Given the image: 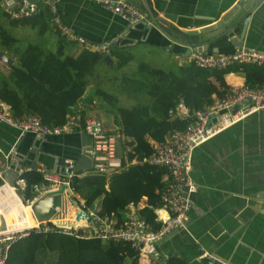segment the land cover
<instances>
[{
  "label": "trees",
  "instance_id": "trees-1",
  "mask_svg": "<svg viewBox=\"0 0 264 264\" xmlns=\"http://www.w3.org/2000/svg\"><path fill=\"white\" fill-rule=\"evenodd\" d=\"M4 19V20H2ZM30 26L45 35L50 29L56 36L55 47L46 50L38 44L23 43L6 25ZM134 46H108L93 50L85 43L69 40L51 22L47 3L38 2V12L21 19L11 18L0 5V49L13 60L8 72L0 70V102L9 114L20 120L25 114L40 117L44 124L65 122L69 106L80 101H96L93 115L104 128L114 127L120 134L119 155L123 168L106 174L76 170L69 188L82 208L112 220L122 227L128 204L145 205L139 214L153 229L160 227L155 209L164 203L161 193L169 176L166 167L135 161L153 152L154 142H164L174 130H182L193 120L179 119L170 111L179 103L192 114L211 106L228 88L226 76L239 71L243 81L256 86L264 80V65L233 63L223 68H202L188 60L168 69L145 60L132 65L137 57ZM109 55L113 63L108 64ZM217 84L218 86H215ZM91 87V95L86 90ZM125 97L131 102L128 104ZM26 187L24 200L37 197L34 186L47 188L39 170L22 172ZM5 264H142L139 249L123 240L76 238L63 232L30 231L15 239Z\"/></svg>",
  "mask_w": 264,
  "mask_h": 264
},
{
  "label": "crops",
  "instance_id": "crops-1",
  "mask_svg": "<svg viewBox=\"0 0 264 264\" xmlns=\"http://www.w3.org/2000/svg\"><path fill=\"white\" fill-rule=\"evenodd\" d=\"M127 1L145 11L147 20L129 24L92 0H55V6L61 23L72 34L84 39L86 46L109 45L116 39H123L131 42L128 46H134L133 49L145 50L146 55L149 51L158 53L169 66L165 69L188 59L184 53L166 48V35L155 27L153 20L172 38L194 48L205 46L207 53H233L240 49L234 41L243 42L241 48L264 51V0ZM0 5L5 9L1 0ZM247 14V19L242 21ZM150 24L151 28L148 27ZM5 25L8 30L15 27L20 37L12 35L23 43L32 41L30 37H21L28 28L38 32L30 26ZM52 35L50 45L45 46L51 48L48 50L55 47L56 36L53 32ZM0 70L7 73L8 66L1 64ZM225 78L228 83L244 82L239 71L231 72ZM113 128L108 130L115 132ZM47 137L40 146L47 155L52 153L73 161L80 157L84 146L81 132ZM18 140V130L0 122V171L6 168L4 153ZM31 141H34L33 134L28 132L20 138L19 145L27 148ZM191 176L197 184V192L191 197L189 220L185 228L173 229L158 240L155 248L158 262L264 264V110L236 122L197 147L193 153ZM4 196L13 199L11 209L0 208V218L3 214L6 226L13 229L30 225L25 205L17 194L8 189ZM145 201L144 197L138 205L143 207ZM63 204L66 207L63 216L70 214L73 218L65 194ZM9 213L14 216L13 222L9 220ZM203 252L212 258L201 257Z\"/></svg>",
  "mask_w": 264,
  "mask_h": 264
},
{
  "label": "built area",
  "instance_id": "built-area-1",
  "mask_svg": "<svg viewBox=\"0 0 264 264\" xmlns=\"http://www.w3.org/2000/svg\"><path fill=\"white\" fill-rule=\"evenodd\" d=\"M93 2L110 9L129 24L146 21L148 14L125 0H92ZM51 13V22L69 40L85 43L84 39L75 36L64 26L58 16L55 0H46ZM5 10L11 18L21 19L38 12V2L24 0L21 4ZM108 43L100 46L88 44L93 50H108ZM188 60L202 68H223L233 63H250L264 65V51L249 48L236 49L233 53L212 54L192 51L186 55ZM3 64L0 61V66ZM96 101L87 103L80 101L69 106V113L62 124H44L36 114L27 113L20 120L13 119L9 114L8 105L0 102V119L17 127L23 133L35 135H63L73 132L85 133L89 136V143L84 145L80 156L85 155L91 160V168L83 171H91L107 176L123 168L119 155L120 134L109 132L104 128L103 122L93 115ZM264 110V80L252 87L241 81L229 82L228 88L221 98L202 110L190 113L183 103H179L170 111L173 117L193 120L182 130H174L164 142H154L153 152L150 156L137 160V163L147 162L153 165L166 167L169 181L161 193L164 203L162 208L155 209V220L160 227L153 229L152 225L139 214L141 207L130 203L126 207L125 220L122 227H113L112 220L88 212L92 217V224L87 227H62L50 221L37 222L34 226H24L20 229H1L0 224V264H5L10 244L17 238L27 235L30 231L49 233L63 232L76 238H98L104 241L123 240L135 245L141 255V261L147 264H160L155 255L156 243L160 238L176 228H185L189 220V212L192 207L191 197L197 192V184L192 179L194 150L207 142L226 128L241 121L247 116ZM214 120V123L211 122ZM15 149V147H13ZM67 172L62 175L55 171L39 170L43 179L48 183L47 188L34 186L37 196L45 190L54 189L65 183L69 187V181L75 170V161H67ZM28 170V169H27ZM24 170H19L15 181L11 184L0 171V208L6 211L12 208L11 196H4L8 189L14 191L23 205H31L32 201L24 200L21 193L25 190L26 183L21 177ZM19 192L20 195L17 193ZM81 206V205H80ZM3 217V214H1ZM201 257L212 258L207 252Z\"/></svg>",
  "mask_w": 264,
  "mask_h": 264
},
{
  "label": "water",
  "instance_id": "water-1",
  "mask_svg": "<svg viewBox=\"0 0 264 264\" xmlns=\"http://www.w3.org/2000/svg\"><path fill=\"white\" fill-rule=\"evenodd\" d=\"M4 7L13 8L19 4H21L24 0L15 1V0H1ZM127 1V0H125ZM152 15V14H151ZM249 14H247L243 19H247ZM153 23L155 24V27H159V30L162 31L168 40V43L166 44V48L169 50H172L174 52H181L185 55L190 54L192 51L197 52H205L207 53V48L205 46H199V47H192L188 43H183L182 41H179L177 39L172 38L169 36L163 28H160V26L153 20ZM149 28L152 27L150 24L148 26ZM230 31V28L227 30V32ZM243 33L241 34L240 38L242 39ZM234 41V40H233ZM237 43V45L241 48L243 45V42L234 41ZM131 42L124 41L123 39H116L112 42H110L109 46H128ZM0 61L10 66L12 64L11 58H9L5 52L0 50ZM105 61L108 64H112L113 61L110 58L109 55L105 56ZM0 122L7 123L0 119ZM211 122H214L212 120ZM8 124V123H7ZM10 125V124H8ZM12 126V125H10ZM14 127V126H12ZM18 130V138L19 140L17 143L12 144L9 149L7 150L5 154V165L6 168L2 171V175L5 177H9L8 181L13 184L15 181L16 174L19 170H27L31 168L35 169H45L48 171H55L62 175H65L67 172V166L69 165L67 161H69L65 156H59L56 154H50L45 152L44 149H41V143H43V140L45 138H48V135H35L33 134L34 141H31L27 148L21 147L19 145L20 138H22L26 133H23L21 135V130L17 127H14ZM82 139L84 142V145H87L89 143V136L85 133H82ZM40 144V145H39ZM15 145V146H14ZM13 147H16L15 149ZM39 151H44L43 155H41ZM42 156V159H39V157ZM73 161V160H71ZM75 170H84V169H90L91 168V160L85 156H80L75 161ZM27 168V169H24ZM19 195L20 193L17 192ZM66 193L67 198L70 202L68 205V208L73 211L74 215V222H67V224H63L62 222H58L57 218H62L65 214L66 207L63 204V198L62 195ZM31 209L33 212V215L38 221H50L58 226L62 227H84L87 228L92 224V217L89 215L87 211H85L82 206H80L77 198L75 195L71 192L70 188L65 184H61L59 187L54 189L45 190L41 195L37 196L33 199L31 203ZM52 219V220H51ZM1 229H5L4 223L1 224Z\"/></svg>",
  "mask_w": 264,
  "mask_h": 264
},
{
  "label": "rangeland",
  "instance_id": "rangeland-1",
  "mask_svg": "<svg viewBox=\"0 0 264 264\" xmlns=\"http://www.w3.org/2000/svg\"><path fill=\"white\" fill-rule=\"evenodd\" d=\"M2 20H4V19H2ZM26 28H28V27H26ZM28 29H29L28 32H23L21 34V37L23 39H28V37H30L32 39V41H29V42L38 44L46 50H48V48L51 49L50 47L46 48L45 46L50 45V38L51 37L53 39L52 31L48 30L45 35H39V33L36 30L32 31L30 28H28ZM9 30H10L11 34H14L17 37H20L19 32L17 31V29H15V27H12V28L9 27ZM50 35H51V37H50ZM136 52H137V57L133 60L132 65H136L140 59V60H145V61L149 62L150 64L157 66V67H162V68L169 67L166 64L165 59L162 56L160 57V55H158V53L156 54V53H153L152 51L151 52L149 51V54L146 55V52L143 49L136 50ZM91 93H92V88L89 87L86 90V95H91ZM125 100H126L125 102L126 103L128 102V104L131 102V100L127 97H125Z\"/></svg>",
  "mask_w": 264,
  "mask_h": 264
},
{
  "label": "bare ground",
  "instance_id": "bare-ground-1",
  "mask_svg": "<svg viewBox=\"0 0 264 264\" xmlns=\"http://www.w3.org/2000/svg\"><path fill=\"white\" fill-rule=\"evenodd\" d=\"M64 194H65V196H67L66 193H64ZM62 198H63V195H62ZM67 199H68V198H67ZM25 208H26L27 218H28V220H29V224H30V225H28L27 227L34 226V225L37 224V222H41V221H38V220L35 218V216L33 215V212H32V209H31V205H25ZM71 212H72V210H71ZM66 216H67V217L63 216L62 218H57L56 220H57L58 222H62L63 224H67V222H70V223H71V222H74V223H76V221H74V218H71V217H70V214H68V215H66ZM8 217H9V220H10L11 222L14 221V216H13V214L9 213ZM1 220H4V216L0 218V224H1ZM51 220H52V219H51ZM3 223H4V225H6L5 220H4ZM6 227H7V226H6ZM23 227H24V226H23ZM20 228H22V227L13 228V229H20Z\"/></svg>",
  "mask_w": 264,
  "mask_h": 264
}]
</instances>
